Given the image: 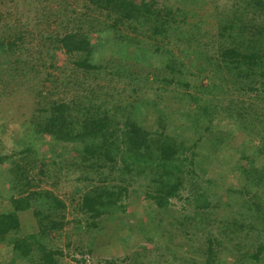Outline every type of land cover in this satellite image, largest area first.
<instances>
[{"label":"rangeland","instance_id":"rangeland-1","mask_svg":"<svg viewBox=\"0 0 264 264\" xmlns=\"http://www.w3.org/2000/svg\"><path fill=\"white\" fill-rule=\"evenodd\" d=\"M86 1L48 0L49 17L46 13L40 15L34 9L35 0H0V35L14 36L15 25H24L22 27L25 29L17 42L29 43V54L25 50H18L14 56L22 54L23 59H29V64L24 66L29 75L33 74L29 70V66L33 64L32 59L39 56L36 46V41L40 39L37 35L39 31L44 36L46 30H50L52 36H62L70 27L88 28L92 25V18L101 20L97 12L89 10L90 6L84 4ZM184 8L189 14L186 35L191 36L197 30V21L201 22L202 35L199 34L195 50L189 51L191 47L184 48V51L177 50L175 46L171 48V57L177 59L174 68L166 67L169 61L174 62L169 57L170 54L158 50L154 52L153 58L120 61L118 66L110 64L109 68H103L97 73L102 84L109 87V94L112 95L109 105L112 107L119 103L128 111L138 109L144 120H152L151 115L142 112V108H137L145 103L149 108L158 107L169 114L178 115L176 119L166 116L163 121L166 133H172L175 137L180 135H177L179 129L188 130V117L197 109L198 104H216L217 97H220L223 104L229 103L233 109L240 111L237 118L240 124L246 126L229 129L232 134L226 132V140L222 146L213 150L203 140L197 149H193L198 154L194 157L196 175L187 178L182 190L170 199L166 208L158 207L146 195L153 191L154 181L150 173L137 175L132 171L127 178L114 165H107L105 169L99 166L91 169L89 162L83 160L73 144L51 141L45 134L35 131L37 126L33 120L41 118L39 102H43L46 94L50 101L62 99L70 104L69 127L75 133L80 124V113L77 114V111H81L83 105H80L76 96L80 92L77 91L76 94L72 88L79 91L81 88L74 84L69 89L60 86L59 82H49L44 79V73L35 74L34 80L24 81L22 74L12 75L11 67L6 64L9 59H3V64H0V68L6 70L0 74V153L6 158L0 164V211L11 208L9 198L19 193V171L17 168L9 169L16 164H20L23 168L20 172L24 171L28 179L36 184L28 191H54L66 204L64 211H60L64 214V225L59 231L53 230L45 235L42 242L61 250L62 254L56 256V264H203L209 245L207 238L217 235H220L219 244L212 239L215 250L212 264H231L235 255H241L247 249H235L239 237L244 242L250 236L263 237L264 185L259 183L257 176L261 175L258 170L264 166V154H255L254 150L264 140V124L260 121L264 115V76H256L255 82L246 79L242 84L237 83L233 76H228L222 63H219V57H211L212 53L218 54L223 46L218 33L222 24L219 20L232 14L235 6L231 0H184ZM242 9H239L238 16L245 18V22L249 24L248 20H251L252 15L247 12L245 14ZM57 12H60L59 17L56 16ZM75 12L86 15V19L80 20ZM257 16L252 22H257L260 27L264 25V20ZM41 18L44 22L36 25L35 22ZM31 26L33 36L28 32ZM243 32L250 35L249 28ZM147 36L143 39L139 37V43L151 54L157 43H153V39ZM92 37H96L94 33ZM255 39V50L261 51L263 55L264 32L257 34ZM158 45L161 48L164 45L170 46L165 41H160ZM128 52L132 53L133 49L130 48ZM197 52H201V57L198 55V61L195 62L193 56L195 58ZM58 55V63L64 64L63 52L58 51ZM11 58L14 59L13 55ZM67 65L70 67L72 63L68 62ZM46 67L48 72L56 73L51 67ZM116 69L119 71L113 73ZM255 69L264 71V63ZM129 75L133 78L142 76L145 81L139 85L136 80L129 83ZM250 80L259 88L257 91L245 90L249 87ZM243 84L244 89H238ZM190 95H193L192 99ZM149 123L146 125L149 126ZM155 124L160 128L159 120ZM223 128L227 129L225 125ZM194 138L186 137L183 143L189 145ZM28 148H31L30 153ZM20 149H23V154L19 153L22 152ZM243 149L250 157H242ZM13 150L14 154L11 153ZM31 159L36 161L32 163ZM244 167H248L252 176L243 172ZM100 174L105 175L107 180V183L101 185L115 187L117 191L126 187L118 201L124 204V210L120 208L112 214H105L96 219L94 226H87L90 217L78 210L76 205L87 188L100 184L97 181ZM86 176L89 178L84 179ZM196 176L213 183L209 184ZM198 186L201 187L197 188ZM243 186L247 193L239 195L243 193ZM78 188H81L80 192H77ZM195 189V192L205 191L212 198L205 212L196 211L190 204L193 200L191 190ZM72 198L75 199L72 201ZM19 218L20 231L11 233L10 237L38 231V223L32 210L20 212ZM252 226H255L253 232ZM147 227V232H143ZM228 231V235L222 236L223 232ZM9 236L0 241V264H28L23 258L16 257ZM224 237L222 241L220 238ZM249 241V245L257 243V240L251 238Z\"/></svg>","mask_w":264,"mask_h":264},{"label":"trees","instance_id":"trees-1","mask_svg":"<svg viewBox=\"0 0 264 264\" xmlns=\"http://www.w3.org/2000/svg\"><path fill=\"white\" fill-rule=\"evenodd\" d=\"M42 1L44 6L40 5L38 11L40 15L43 12H48L50 17V6L46 0ZM231 2L235 6L232 14H228L219 20L222 24L218 28V33L219 38H221L220 43L223 46L218 54L212 53L211 57L213 59L219 57V63H222L228 76H233L237 83L242 84L246 79L255 82L256 76H264V71L255 69L264 63V54L262 55L261 51L255 50L257 45L255 36L264 32V25L258 27L257 22L252 21L257 15L264 20V0H231ZM37 3L35 0V4ZM84 4L90 6L88 7L89 10L97 12L101 20L97 17L92 18V25L88 28L70 27L62 36L60 34L52 36L50 30H46L44 36L43 32L39 31L37 35L40 39L36 41L39 56L37 59H32L33 64L29 66V70L33 72L32 75H29L24 67L29 64V59H23L22 54L14 56L18 50H25L29 54V43L17 42L21 37L20 33L25 29L22 27L24 25H15L14 36L0 35V64H3V59H9L6 64L11 67L12 75L22 74L24 81L34 80L37 74L44 73L46 76L44 79L49 82H59L60 86H66L69 89L74 84L81 88V91L75 87L72 88L75 93L80 92L79 94L77 92L76 96L80 105H83V109L77 111V114L80 113V124L75 133L69 127L71 126L69 122L71 118L70 104L62 99L50 101L46 94L43 102H39L38 111L41 118L33 120L37 126L35 131L38 134H45L51 138V141L73 144L74 148L78 149L82 155L83 160L89 162L91 169H95L93 167L97 166L105 169L107 165H114L118 172L126 175L127 178L133 172H136L137 175L150 173L154 181L153 191L146 195L158 207L166 208L170 199L176 197L178 192L182 190L187 178L196 175L194 157L198 154L193 149H197L200 141L206 140L212 149L216 150L226 140V133L221 129L224 125L227 128V134H232L229 129L233 127L242 128L246 125L240 124L237 118L240 111L233 109L229 103L223 104V99L220 97H217L216 104H198L197 109L188 117L190 127L188 130L179 129L177 135H180H176L177 137L173 136L172 133L167 134L165 122L163 123L166 116L176 119L178 117L176 114H169V112L162 111L158 107L149 108L145 103L138 105L137 108H142V112L151 115L152 120H148L146 117L147 120H144L140 117L141 114L138 109L128 111L119 103L113 107L109 105L112 95L109 94V87L102 84L100 75L97 76L100 70L109 68L110 64L116 66L124 60L139 61L140 59H147V57L153 58L154 53L151 55L146 52L142 48V44L139 43L140 38H146L147 35L153 39V43H157L156 46L161 53L171 51L167 49L166 45L161 48L158 45L160 41H165L168 45L173 43L182 48V51L188 47H191L189 51L195 50L199 34L202 35L201 22L195 23L197 30L191 36L186 35L185 28H187L189 14L184 8V0H173L171 3L168 0H87ZM240 8H243L242 11L245 14L247 12L252 15L251 20H248L250 21L249 24L245 22V18L238 16ZM75 13L80 20L86 19V15ZM59 14L60 12H57L56 16L59 17ZM43 22L41 18L35 23L37 25ZM32 28L33 26L28 32L33 36ZM247 28L250 30L249 36L243 32ZM93 33L96 36L94 38L92 37ZM130 48L133 49L132 53L128 52ZM57 50H63L64 64L58 63ZM12 55L14 59L11 58ZM198 55L201 57V52H197L195 58L192 55L193 61H198L196 59ZM68 62L72 63L70 67L67 65ZM46 66L51 67L56 73L48 72ZM166 67L172 69L174 62L169 61ZM117 71L119 69L113 73ZM4 72L6 70L0 68V74ZM7 75L12 77L9 72ZM127 80L129 83H134L136 80L137 85H139L145 81V78L142 76L133 78L129 75ZM251 80L249 87L245 90L257 91L259 88ZM238 89H244V84L239 85ZM192 98L193 95H190V99ZM211 106L213 108H208ZM157 120L161 122V129L157 126L158 124H155ZM260 121L263 125L264 115ZM147 122H150L149 126L146 125ZM186 137L195 138L191 140V144L186 145L183 143V139ZM15 150L11 153L14 154ZM20 151L22 152H18L23 154V149ZM30 151L31 148H28L29 153ZM254 153L264 154V140L260 146H257ZM242 157L248 158L250 156L244 151ZM5 159V156L0 153V164ZM30 161L34 163L36 160L31 159ZM251 164L254 165V162ZM251 164L249 169L252 168ZM13 168H17L19 171L17 178L19 185L16 184L19 193L9 198L11 208L0 211V241L4 237L7 238L11 233L20 231L19 213L30 209L37 220L38 231L20 237L9 236L13 251L16 257L23 258L28 264H56V256L62 254L61 250L49 247V243L42 242V239L53 230L59 231L63 228L64 214H61L60 211H64L66 204L51 189L28 191L36 184L28 179L24 171L20 172L23 169L20 164L9 169L13 170ZM102 169L101 171L104 172ZM243 172L247 176H252L248 167H244ZM258 172L261 175L257 176V180L264 185V166ZM196 177L209 184L213 183L211 180H204L200 176ZM88 178L89 176H86L84 179ZM105 179V175L100 174V178L97 180L100 184L87 188L84 194L78 198L77 209L90 217L87 226L89 224L94 226L96 219L105 214H112L120 208L124 210V204L118 203V201L121 200L126 187H121L123 190L117 191L114 189L115 187L103 186L101 184L107 183ZM196 189L191 190L193 200L190 204L196 211L205 212L212 198H209L205 191L195 192ZM244 189L245 186L241 188L243 193L239 195L247 193L244 192ZM80 191L81 188H78L77 192ZM74 199L72 198V201ZM257 205L259 206V204ZM149 212L151 213V211ZM148 228L143 232H147ZM254 229L255 226H252V232ZM229 231L223 232L222 236L228 235ZM218 236L220 237L217 235L207 238L209 245L203 264L214 262L215 254L213 253L215 250L212 246V239L217 240L219 244ZM225 237L220 239L223 241ZM239 238L240 240L235 244V249H247H244L241 255H235L231 264H264V235L256 238L254 236L247 237L249 240L250 238L257 240L255 245H249V240L244 242L241 237Z\"/></svg>","mask_w":264,"mask_h":264},{"label":"clouds","instance_id":"clouds-1","mask_svg":"<svg viewBox=\"0 0 264 264\" xmlns=\"http://www.w3.org/2000/svg\"><path fill=\"white\" fill-rule=\"evenodd\" d=\"M46 3L48 4V0H46ZM40 5H43L44 6V2L42 1V2H38L37 4H34L33 6H35V10H37L38 11V9L40 8ZM38 13L40 14V12L38 11ZM43 13H46V14H48V12H43ZM175 46V48H177V50H179V51H182V48H180L179 46H176V45H174L173 43H171L170 44V46H166L167 47V49H169L171 52H167L166 54H170V58L172 59V50H171V48H173ZM58 51L60 52V50H57V54H58ZM158 51V48H157V46L155 45V46H153V50L151 51V53H154V52H157ZM61 52H63V50H61ZM64 54V53H63ZM173 60H174V67H175V65H176V63H177V59H175V58H173ZM173 67V68H174ZM169 69H171V68H169ZM222 130H224V132L226 133V129L225 128H221Z\"/></svg>","mask_w":264,"mask_h":264}]
</instances>
